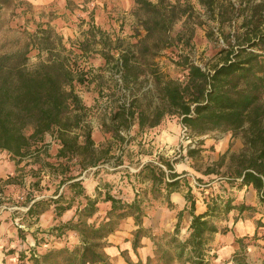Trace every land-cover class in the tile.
Masks as SVG:
<instances>
[{
  "label": "trees",
  "instance_id": "obj_1",
  "mask_svg": "<svg viewBox=\"0 0 264 264\" xmlns=\"http://www.w3.org/2000/svg\"><path fill=\"white\" fill-rule=\"evenodd\" d=\"M133 1L144 14L139 18L144 34L138 35L134 45L125 47L120 39L112 42L108 35L102 36L100 30L92 26L88 31L90 39L66 48L61 38L46 28L28 34L29 39L21 48L0 51V151L15 163L27 157H32L34 163L43 162L38 171L47 167L49 174L59 178V185L67 190L39 200L28 195L26 215L32 218L28 226L35 224L50 207L56 220L66 211H74L71 219L59 222L44 235L58 242L63 240L62 247L37 251L31 247L28 256L27 251H19L15 264H111L104 251L108 246L106 239L129 218L136 227L131 239L132 252L136 254L142 238H147L151 242V254L144 261H132L127 251H120L126 264H207L205 256L213 235L227 232L218 227L219 221L231 211L252 210L234 204L227 190L252 187L257 193L258 205L264 209V0H196L203 16L217 25L227 45L218 53L222 61L205 70L185 59L183 81L167 79L151 70L160 104L149 111L141 110L138 98L132 94L119 103L117 111L111 115L112 124L129 127L136 122L140 130L158 126L165 117H176L192 137L220 132L241 138L242 148L228 156L230 166L219 174L225 185L213 191V196H205L200 189L202 185H192L203 196L205 210L200 214H195L190 181L185 173L174 171L171 161L148 162L129 175L148 183L153 197L167 200L172 193L184 192L191 216L186 239L178 237L182 212L177 214L172 233L152 234L142 227L145 206L137 195L131 201L116 198L106 185L104 190L96 187L95 193L90 195L82 180H77L86 169L97 167L101 161L96 156L87 122L89 108L76 92V86L90 80V71L82 66V60L89 58L92 52L100 54L105 66L117 70L123 85L129 87L137 83L142 74L140 59L149 64L150 59L170 46L168 31L177 18L180 2L187 4L179 13L180 17L192 12L190 0ZM16 2L0 0V11L13 7ZM237 21L238 26L223 31L225 23ZM96 34L104 40L103 47L100 51H90L92 45L98 44ZM33 50L38 62L29 67L28 55ZM46 135L58 145L53 162L40 158L42 152L49 158L45 151ZM193 154V150L187 149L188 157L192 158ZM225 159L223 155L217 165L223 164ZM76 165L79 174L74 176L71 169ZM213 173L218 174L216 169L205 171L206 175ZM13 180L8 177L4 181L0 179V183L11 185ZM39 184V180L31 183L32 189H37ZM100 205L107 206L105 215L96 219ZM19 225L24 226L20 222ZM256 225L264 227L259 221ZM17 230L19 238L26 235L22 229ZM38 244H34L36 248ZM234 260L245 264L240 255ZM261 264H264V253Z\"/></svg>",
  "mask_w": 264,
  "mask_h": 264
},
{
  "label": "rangeland",
  "instance_id": "obj_2",
  "mask_svg": "<svg viewBox=\"0 0 264 264\" xmlns=\"http://www.w3.org/2000/svg\"><path fill=\"white\" fill-rule=\"evenodd\" d=\"M167 1L174 3L175 0ZM126 3L127 1L124 2L123 8L121 6L115 10L108 0H50L44 3L42 0H17L13 7L0 11V51L21 48L29 39L28 34L37 33L46 28H50L54 35L60 37L66 48L73 47L77 42L87 38L90 39L88 31L92 26L99 29L102 36L108 35L112 42L120 39L125 47L134 45L138 41V35L144 34L139 22V18L144 14L138 11L135 5ZM189 3L192 12L187 10L189 12H186L185 16L180 17L179 13L181 14L186 7V3L181 1L176 10L177 18L168 31L170 46L150 59L149 64L144 59H140L142 74L137 83L130 84L129 87L124 86L118 71L111 66H105L101 55L96 52H92V55L88 54L89 58L82 60V66L90 71L88 74L90 80L83 86H76V92L82 103L89 108L87 122L90 126L96 156L101 159L97 167L86 169L77 179L82 180L83 186L90 195L95 193L96 187L104 190L105 185L116 198L131 201L134 195H137L145 206L146 214L159 201H162L163 197H153L148 183L139 182L129 175H133L145 163L162 164L165 160L171 161L174 171L177 169L181 173H189L190 175H186L185 178L190 179L192 185L194 182L202 185L203 188L200 189L205 196L207 194L213 196V191L225 185L223 183L225 181L220 180L219 174L225 173L230 166L228 156L242 148L239 136L234 138L231 133L213 132L201 137H192L184 130V127H181L176 117H165L158 126L144 127L141 130L136 122L129 127L118 126L117 123L111 122V115L117 111L119 103L132 94L138 98V106L141 110L149 111L160 104L154 89L151 70L158 71L167 79L183 81L186 71L182 62L185 59L205 70L212 69L214 65L222 61V56L218 53L221 49H226L227 45L217 25L203 16L196 0H190ZM238 24L239 21L225 23L223 31L232 30V27ZM99 36L96 34L95 39L98 44L92 45L90 51H100L103 47L104 40H100ZM37 62L38 57L33 50L28 55L27 64L32 67ZM224 139H228L225 150L221 154H216L218 146ZM52 142V138L45 142L47 145L45 151L49 158L42 152L41 161H54L58 147ZM187 149L194 151L192 158L186 155ZM223 155L226 156L224 163L217 165ZM33 161L32 157H27L15 163L5 152L0 151V172L7 167L6 165L14 166V172L7 175V178L13 177V183L6 186H24L39 180L40 184L34 190L39 196L42 194L48 197L56 192L67 191L65 186L59 185V178L49 174L47 167L38 171L39 164L43 165V162L34 163ZM208 169H216L218 174L213 173L207 176L205 171ZM78 174L79 166L76 165L72 167L71 175ZM212 181L214 183H211ZM4 186L1 182L0 189ZM7 187L6 191L9 190ZM193 188L194 192L197 190L195 194L197 198L203 200L199 190L196 187ZM227 191V196L234 200L233 189ZM12 201L14 199L5 200L3 192L0 193L1 204ZM106 207V205H100L96 219H101L105 215ZM121 225L123 229L125 228V232L132 235L134 232L132 219ZM33 233L32 241L28 236H23L19 238L17 246L0 245V253L4 255L1 263L15 264L17 253L27 251L28 256V249L31 247L37 251L52 246L55 248L63 246L61 243L64 242L63 240L58 242L50 236H44L47 232ZM28 239L31 242L30 245H26ZM36 243L40 244L37 248L34 245ZM9 251H14V254H8Z\"/></svg>",
  "mask_w": 264,
  "mask_h": 264
},
{
  "label": "crops",
  "instance_id": "obj_3",
  "mask_svg": "<svg viewBox=\"0 0 264 264\" xmlns=\"http://www.w3.org/2000/svg\"><path fill=\"white\" fill-rule=\"evenodd\" d=\"M50 0H42V2H49ZM127 1V5L133 4V0H108L111 2L117 10V8L124 7V2ZM45 142L51 140L50 135L45 136ZM54 145V142H52ZM228 139L218 146L217 153L221 154L226 145ZM56 147H58L56 145ZM220 147V148H219ZM6 168L1 169L0 179L4 181L7 175H11L14 172L13 165H6ZM177 174H181V171L175 169ZM186 175H190L186 173ZM211 175V174H210ZM209 176V175H207ZM193 178V177H192ZM190 181V179H188ZM211 183H214L212 181ZM210 185V184H209ZM192 187V182L190 181ZM7 186L2 188L5 200H13L12 202L0 203V245L17 246L18 244V230L15 228L16 223H23V232L32 241V232H48L50 228L59 222H66L72 218L74 211H66L58 220L54 218L53 208L50 207L48 211L38 217L35 224L28 226L29 218L26 215L25 210H19L20 208H27L29 197L34 196L35 200L46 197L47 195L40 194L32 190L31 182L27 185L11 186L6 191ZM197 190H195L196 192ZM192 192L195 196V214L204 212L205 205L203 200L198 199L192 187ZM234 204L245 205L251 207L252 210H245L243 212L231 211L223 220L219 221L218 227L220 229H227L225 234L216 233L212 237V241L209 244V251L206 253L205 261L207 264H237L234 257L238 255L242 256V261L245 264H261V260L264 253V227H257L256 223L259 221L264 224V209L258 205V198L256 191L248 186L238 190H233ZM25 200L20 202L17 198L20 195L24 196ZM49 197V195H48ZM16 198V199H15ZM152 209L146 212V216L142 220V227L149 230L152 234L172 233L177 223V214L182 212V217L179 222L178 237L184 240L189 235V225L191 216L187 207L186 200L184 199V192L172 193L168 199H161ZM2 205V206H1ZM10 206H15L17 210L11 209ZM5 207V208H3ZM131 219H126L124 222H128ZM133 220V219H132ZM123 222V223H124ZM122 223V224H123ZM122 226V225H121ZM120 226L119 230L110 235L106 241L108 246L104 249L105 253L109 256L111 264H126L124 259L120 257V251H127L128 256L132 261L137 259L144 261L147 256L151 254V242L147 238H142L140 241V247L137 249L136 254L131 249L132 235L129 232H125ZM134 230L136 227L134 226ZM75 236V234H73ZM27 237V238H28ZM26 240V245H30V240ZM11 240V242H9ZM120 250V251H119ZM119 251V252H118ZM0 253V264L3 261V257ZM133 256V257H131Z\"/></svg>",
  "mask_w": 264,
  "mask_h": 264
},
{
  "label": "built area",
  "instance_id": "obj_4",
  "mask_svg": "<svg viewBox=\"0 0 264 264\" xmlns=\"http://www.w3.org/2000/svg\"><path fill=\"white\" fill-rule=\"evenodd\" d=\"M184 130H185V128H184ZM194 185H196L195 182H194ZM17 199H18L20 202H22V201L25 200V197H24L23 195H20V196H18ZM1 208H2V207H0V210H1ZM3 208H5V207H3ZM10 208H11V209H14V210H17V208H15V206H12V207L10 206ZM19 210H25V211H26L27 208H25V207H24V208H20ZM15 226H17V228H20V229H23V227H24L23 225H19V223H16Z\"/></svg>",
  "mask_w": 264,
  "mask_h": 264
}]
</instances>
